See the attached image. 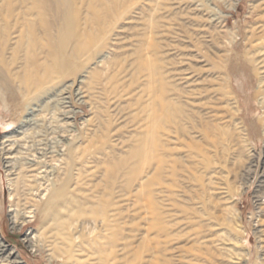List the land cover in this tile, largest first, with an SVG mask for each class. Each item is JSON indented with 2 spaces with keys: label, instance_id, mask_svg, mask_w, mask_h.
<instances>
[{
  "label": "rangeland",
  "instance_id": "rangeland-1",
  "mask_svg": "<svg viewBox=\"0 0 264 264\" xmlns=\"http://www.w3.org/2000/svg\"><path fill=\"white\" fill-rule=\"evenodd\" d=\"M47 2L0 0V239L25 264H264V0Z\"/></svg>",
  "mask_w": 264,
  "mask_h": 264
},
{
  "label": "bare ground",
  "instance_id": "bare-ground-1",
  "mask_svg": "<svg viewBox=\"0 0 264 264\" xmlns=\"http://www.w3.org/2000/svg\"><path fill=\"white\" fill-rule=\"evenodd\" d=\"M8 3V2H7ZM7 3L5 2V6L7 5ZM35 4L37 5V4H42V5H48V2H47V0H35ZM51 5H53V4H51ZM13 6H12V4H8L7 5V9H6V11H4L3 13L5 14L4 15V17L5 18H7V17H9L10 16V14L13 12ZM13 15V14H12ZM12 15H11V17H12ZM7 19H9V18H7ZM6 19V20H7ZM5 25L2 27H0V38L1 39H4V37H5V34L7 33V29H8V23L6 22V23H4ZM24 27V26H23ZM34 28V24H30V25H27V29L28 30H30V29H33ZM22 29V28H21ZM21 29H19V30H21ZM23 29H25L26 30V28H23ZM22 29V30H23ZM9 31V30H8ZM1 41H3V40H1ZM1 44H3V43H1ZM50 68H48L41 76L39 75V77H38V80H45V79H47L48 77H49V74H50ZM31 76H29V77H27V78H29V81H30V83L32 84V86L34 87V86H36V84H35V81H36V79H31L30 78ZM33 78H34V75L32 76ZM37 77V76H36ZM28 80V79H27ZM26 86H27V84H25ZM32 86H29L30 88H32ZM260 89V88H259ZM262 93V92H261ZM67 97V96H66ZM65 97V98H66ZM263 97V96H262ZM264 99V98H263ZM67 117V116H66ZM23 126V125H22ZM20 129H21V127H20ZM211 130V129H210ZM66 131H67V129H66ZM204 131V130H203ZM206 131V130H205ZM213 131V130H212ZM207 133V132H206ZM7 141H9V143L7 144V145H9L10 147L9 148H6L7 146L6 145H4V148H6L5 149V159H10L12 156H9L8 155V153H12V151H10V149H11V145H12V143L11 142H13L12 140H11V138H9V137H7V136H5V140H4V142H7ZM68 142H66V145H68L67 144ZM38 148H40V147H38ZM37 148V149H38ZM43 148H41V150H42ZM19 150V149H18ZM43 150H46V151H41V152H38L37 151V153L39 154L37 157H36V159L38 160V161H43L44 160V158H47L48 156V154L49 153H51V152H54L53 150H49V149H43ZM16 152H17V150H16ZM19 152V151H18ZM10 153V154H11ZM44 157V158H43ZM11 161V160H10ZM30 161V160H29ZM9 162V161H8ZM36 161H32L31 162V165H33L34 163H35ZM10 164V163H9ZM8 164V165H9ZM30 165V166H31ZM42 166H44L45 167V169L42 171V172H44V174L41 176V178H39V179H42V180H44V178H46V181L49 179L48 178V175H50V173H51V171H50V169H48L50 166L49 165H47V164H43ZM39 177V176H38ZM45 181V180H44ZM12 183V182H11ZM12 185V184H11ZM13 186V185H12ZM39 186V185H38ZM36 187V188H34L32 191H34L35 189L36 190H39V187ZM15 188V186L13 187V189ZM17 191V190H16ZM16 191H14V192H16ZM20 191H22V190H20ZM14 192H12L11 191V194H12V196H13V194H14ZM20 193V195H23V191L22 192H19ZM15 195V197H16V194H14ZM15 200V199H14ZM15 202V201H14ZM13 210H15V211H17L16 209H13ZM10 215H11V213H10ZM12 216V215H11ZM17 218V217H16ZM16 218H15V220L13 219L12 220V223H14L15 224V222H17V220H16ZM11 219V218H10ZM28 239H29V237H28ZM31 239V238H30ZM29 241V240H28ZM33 242V241H32ZM35 242V241H34ZM31 243V242H30ZM30 245V244H29ZM32 247H33V245H32ZM0 264H25V261L21 258V257H19V255L17 254V252L15 251V250H13V249H10L9 247H8V245H6L5 243H4V241H2V239H0Z\"/></svg>",
  "mask_w": 264,
  "mask_h": 264
}]
</instances>
